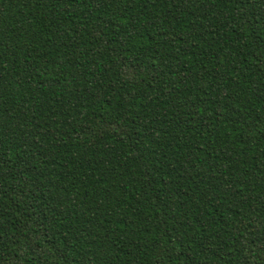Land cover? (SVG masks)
I'll return each instance as SVG.
<instances>
[{
    "label": "trees",
    "instance_id": "obj_1",
    "mask_svg": "<svg viewBox=\"0 0 264 264\" xmlns=\"http://www.w3.org/2000/svg\"><path fill=\"white\" fill-rule=\"evenodd\" d=\"M0 264H264V0H0Z\"/></svg>",
    "mask_w": 264,
    "mask_h": 264
}]
</instances>
